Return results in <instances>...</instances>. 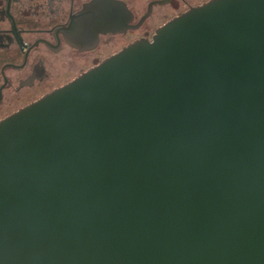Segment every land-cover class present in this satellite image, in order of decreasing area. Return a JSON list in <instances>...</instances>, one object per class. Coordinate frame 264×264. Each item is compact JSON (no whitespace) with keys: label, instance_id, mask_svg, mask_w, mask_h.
Returning a JSON list of instances; mask_svg holds the SVG:
<instances>
[{"label":"water","instance_id":"95a60500","mask_svg":"<svg viewBox=\"0 0 264 264\" xmlns=\"http://www.w3.org/2000/svg\"><path fill=\"white\" fill-rule=\"evenodd\" d=\"M0 264H264V0H211L0 121Z\"/></svg>","mask_w":264,"mask_h":264},{"label":"flooded vegetation","instance_id":"af4514ba","mask_svg":"<svg viewBox=\"0 0 264 264\" xmlns=\"http://www.w3.org/2000/svg\"><path fill=\"white\" fill-rule=\"evenodd\" d=\"M211 0H0V121Z\"/></svg>","mask_w":264,"mask_h":264}]
</instances>
